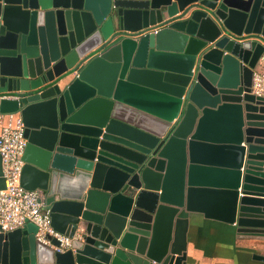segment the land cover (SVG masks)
<instances>
[{
    "label": "water",
    "instance_id": "1",
    "mask_svg": "<svg viewBox=\"0 0 264 264\" xmlns=\"http://www.w3.org/2000/svg\"><path fill=\"white\" fill-rule=\"evenodd\" d=\"M261 66L264 0H0L21 185L72 239L0 228V264H187L190 214L214 202L264 237Z\"/></svg>",
    "mask_w": 264,
    "mask_h": 264
},
{
    "label": "built area",
    "instance_id": "2",
    "mask_svg": "<svg viewBox=\"0 0 264 264\" xmlns=\"http://www.w3.org/2000/svg\"><path fill=\"white\" fill-rule=\"evenodd\" d=\"M252 89L264 96V69L254 74ZM26 146L22 117L19 114L0 113V155L5 178V188L0 189V228L10 231L32 223L37 228L38 241L64 250L70 246L72 239L51 225L50 212L44 205L42 192L21 185L22 156ZM54 239L59 241V246L52 244Z\"/></svg>",
    "mask_w": 264,
    "mask_h": 264
},
{
    "label": "crops",
    "instance_id": "3",
    "mask_svg": "<svg viewBox=\"0 0 264 264\" xmlns=\"http://www.w3.org/2000/svg\"><path fill=\"white\" fill-rule=\"evenodd\" d=\"M264 69L259 67L257 72ZM213 211L192 212L187 231V264H264V237L241 236L235 225L225 221L217 212L220 204H209ZM29 234L36 233V226L27 223Z\"/></svg>",
    "mask_w": 264,
    "mask_h": 264
}]
</instances>
